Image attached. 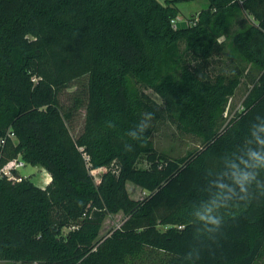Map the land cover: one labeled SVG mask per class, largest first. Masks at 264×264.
Listing matches in <instances>:
<instances>
[{"label":"trees","instance_id":"trees-1","mask_svg":"<svg viewBox=\"0 0 264 264\" xmlns=\"http://www.w3.org/2000/svg\"><path fill=\"white\" fill-rule=\"evenodd\" d=\"M190 1L0 0V139L15 134L0 168L21 160L52 178L45 188L20 169L0 179V261L264 264V0H208L174 28ZM227 44L232 73L213 77L209 59ZM244 62L259 75L222 127ZM85 76L75 137L59 96ZM164 112L202 147L159 152L152 135ZM128 182L145 198L132 199ZM120 210L123 224L100 237Z\"/></svg>","mask_w":264,"mask_h":264},{"label":"rangeland","instance_id":"rangeland-1","mask_svg":"<svg viewBox=\"0 0 264 264\" xmlns=\"http://www.w3.org/2000/svg\"><path fill=\"white\" fill-rule=\"evenodd\" d=\"M209 5L208 0H192L190 2H183L178 4L180 9V15L177 17L179 27L186 26L189 23H193L199 18L201 12H203ZM238 19L246 20V16H239ZM239 23L235 22L230 28L232 34L236 33L239 27ZM224 37H220V41H223ZM228 44L219 54H214L209 59L207 70L215 77L220 73L231 74L234 61L229 56L230 52ZM243 75L241 77V83L238 86L233 97L230 98L228 107L224 114V121L222 127L228 125L238 113L243 110V102L250 93L254 86L255 79L259 75V70L249 63H243ZM87 84L88 77L85 76L72 82L67 89H64L60 94V102L64 108L73 109V120L69 122L70 130L73 136L77 137L81 134L85 122V104L87 99ZM145 93L153 98L159 105L162 106V98L154 92L152 89L142 87ZM152 141L154 146L159 152L166 153L167 155L178 158L185 156L188 152L202 147L201 139L196 135L187 134L182 132L177 126V122L166 112L163 113V118L158 123L156 130L152 135ZM140 167H147V161L145 157L141 158L139 162ZM22 175L31 178L37 186L45 188L52 180L51 175L47 170L26 164L20 168ZM104 170L92 171L97 182L100 181L101 175ZM126 188L129 196L134 200H142L147 195L146 192L138 185L128 182ZM126 218L123 210L115 213H110L102 226L100 237H105L113 230L119 228ZM0 264H18L11 261H0Z\"/></svg>","mask_w":264,"mask_h":264},{"label":"built area","instance_id":"built-area-1","mask_svg":"<svg viewBox=\"0 0 264 264\" xmlns=\"http://www.w3.org/2000/svg\"><path fill=\"white\" fill-rule=\"evenodd\" d=\"M172 24L174 28L179 27L177 18L172 20ZM8 136L11 138H15V134L13 132H9L7 137L0 139V160L3 157V149L6 145ZM24 166H25V163L21 160H14L13 162H10L8 165L0 168V179L4 177L9 178V179L14 178L15 177L14 170L20 169L21 167H24Z\"/></svg>","mask_w":264,"mask_h":264},{"label":"clouds","instance_id":"clouds-1","mask_svg":"<svg viewBox=\"0 0 264 264\" xmlns=\"http://www.w3.org/2000/svg\"><path fill=\"white\" fill-rule=\"evenodd\" d=\"M149 117V119L151 118V114L147 115ZM127 150H131V148L129 147Z\"/></svg>","mask_w":264,"mask_h":264}]
</instances>
